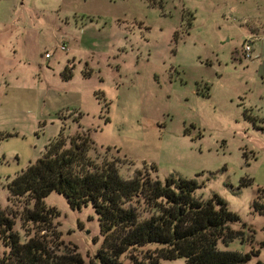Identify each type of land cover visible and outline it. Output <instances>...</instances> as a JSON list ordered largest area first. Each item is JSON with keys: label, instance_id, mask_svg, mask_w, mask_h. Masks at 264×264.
<instances>
[{"label": "rangeland", "instance_id": "1", "mask_svg": "<svg viewBox=\"0 0 264 264\" xmlns=\"http://www.w3.org/2000/svg\"><path fill=\"white\" fill-rule=\"evenodd\" d=\"M63 126L88 132L99 160H122L125 178L196 179L197 196L217 194L239 217L243 239L220 248L258 250L250 264L264 262V214L253 208L264 203V0H0V208L23 241L34 226L22 227L26 202L9 201L7 186ZM44 202L63 242L101 264L92 205L73 209L56 192ZM155 248L116 264H150Z\"/></svg>", "mask_w": 264, "mask_h": 264}, {"label": "trees", "instance_id": "2", "mask_svg": "<svg viewBox=\"0 0 264 264\" xmlns=\"http://www.w3.org/2000/svg\"><path fill=\"white\" fill-rule=\"evenodd\" d=\"M95 97L108 112L105 93L96 91ZM64 131L63 126L44 154L7 186L9 201L26 202L20 220L23 228L33 225L34 233L27 231L23 241L14 228L15 216L0 208V264H85L76 247L66 245L55 230L58 212L44 202L52 192L67 197L73 209L92 205L103 237L101 264H116L123 254L145 246L156 247L150 264L176 259H185V264H250L259 254L220 248L243 239V231L232 227L239 217L219 195L197 196L202 186L196 179L161 180L140 170L125 178L119 170L122 160L106 154L99 160L88 132ZM151 169L158 173L156 165ZM253 208L264 214V203L255 200Z\"/></svg>", "mask_w": 264, "mask_h": 264}, {"label": "built area", "instance_id": "3", "mask_svg": "<svg viewBox=\"0 0 264 264\" xmlns=\"http://www.w3.org/2000/svg\"><path fill=\"white\" fill-rule=\"evenodd\" d=\"M253 46H254L253 39H250V40L245 42V44L243 46V54H244L245 58H248V59L253 58V51H254ZM60 48L63 51L66 50V46H61ZM47 56H49V55H47Z\"/></svg>", "mask_w": 264, "mask_h": 264}]
</instances>
